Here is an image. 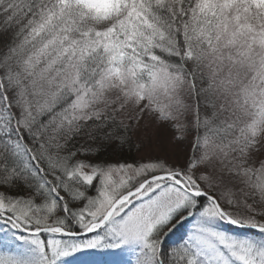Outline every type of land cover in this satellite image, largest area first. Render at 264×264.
Returning a JSON list of instances; mask_svg holds the SVG:
<instances>
[{
	"label": "snow or ice",
	"instance_id": "snow-or-ice-1",
	"mask_svg": "<svg viewBox=\"0 0 264 264\" xmlns=\"http://www.w3.org/2000/svg\"><path fill=\"white\" fill-rule=\"evenodd\" d=\"M98 254L264 264V0H0V264Z\"/></svg>",
	"mask_w": 264,
	"mask_h": 264
},
{
	"label": "trees",
	"instance_id": "trees-1",
	"mask_svg": "<svg viewBox=\"0 0 264 264\" xmlns=\"http://www.w3.org/2000/svg\"><path fill=\"white\" fill-rule=\"evenodd\" d=\"M145 125H148V126L150 125V128L151 126L152 128H155V126H157L155 123H151V121L146 122L143 125V128L145 130L144 134L140 132L138 133L139 139H137V134H134L132 138V143L126 144L122 150H114L111 147H105L101 150L102 154L99 159L100 160H111V161L122 159V160H127L129 162H131L132 160H138L139 152L137 150L140 146V140H142V137L147 133L146 130H148V127L145 129ZM168 130L172 134L169 128ZM150 134H148V138ZM81 143H84V141H81ZM80 259L85 260V261H94L95 264H105L106 261L114 260L116 259V257L98 254V255H92V256H84V257H81Z\"/></svg>",
	"mask_w": 264,
	"mask_h": 264
},
{
	"label": "rangeland",
	"instance_id": "rangeland-1",
	"mask_svg": "<svg viewBox=\"0 0 264 264\" xmlns=\"http://www.w3.org/2000/svg\"><path fill=\"white\" fill-rule=\"evenodd\" d=\"M148 121L150 122V118L146 117L145 120L141 122L140 133L144 134L145 130L143 128V125ZM146 132L147 133L142 137L144 146L142 151H139V156H138L139 159L141 157L146 158L148 155H153V156L164 155V152L161 149H167L170 151L172 134L169 132L167 127L155 126V128H152L151 126L150 128L149 125L148 130H146ZM148 134H150L149 138H148Z\"/></svg>",
	"mask_w": 264,
	"mask_h": 264
}]
</instances>
